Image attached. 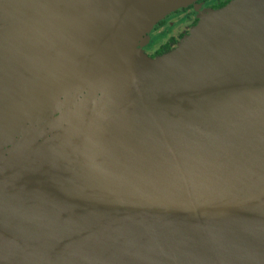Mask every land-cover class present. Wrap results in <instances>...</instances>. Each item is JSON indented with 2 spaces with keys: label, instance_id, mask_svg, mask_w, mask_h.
Instances as JSON below:
<instances>
[{
  "label": "water",
  "instance_id": "obj_1",
  "mask_svg": "<svg viewBox=\"0 0 264 264\" xmlns=\"http://www.w3.org/2000/svg\"><path fill=\"white\" fill-rule=\"evenodd\" d=\"M191 1L0 0V142L80 82L106 76L112 97L0 165L16 178L41 161L0 184V264H264V0L142 56Z\"/></svg>",
  "mask_w": 264,
  "mask_h": 264
},
{
  "label": "rangeland",
  "instance_id": "obj_2",
  "mask_svg": "<svg viewBox=\"0 0 264 264\" xmlns=\"http://www.w3.org/2000/svg\"><path fill=\"white\" fill-rule=\"evenodd\" d=\"M213 0H193L169 13L155 22L138 40L136 49L144 57H150L153 51L163 42L167 41L171 36L176 38V43L173 45V49L176 48L183 40H185L191 32L194 30L202 18L208 15L213 8L209 5ZM231 1V0H230ZM229 1V2H230ZM108 77L96 76L94 81L89 87L83 89L82 94H77L78 89L81 87L82 82L78 83V86L73 87L67 93L66 98L56 106L53 111L58 114L59 110L64 108L67 103L74 99L72 105L68 108L65 115L60 118L58 122H49L42 128H38L43 125L52 117L51 111L49 114L41 116L36 121H31L26 124L20 132L9 137L5 141L0 142V165L4 166L9 159L13 162L16 157H23V152L33 145H43L47 142L48 138H51V134L54 128H61L65 125V122L71 118L74 112L84 109L85 106L90 104H97L101 100H112L111 96H104L102 91L108 84ZM78 96H77V95ZM74 105H77L71 111H69ZM69 111V112H68ZM68 112V113H67ZM32 131V132H31ZM48 144L42 148H46ZM41 159V157H40ZM4 164V165H3ZM41 166L40 160L30 161L28 167H21L19 175L16 178H9L6 175H2L0 178L1 185H13L21 183L28 178L27 171L30 168H38Z\"/></svg>",
  "mask_w": 264,
  "mask_h": 264
},
{
  "label": "flooded vegetation",
  "instance_id": "obj_3",
  "mask_svg": "<svg viewBox=\"0 0 264 264\" xmlns=\"http://www.w3.org/2000/svg\"><path fill=\"white\" fill-rule=\"evenodd\" d=\"M230 0H213V1H211V3H210V7L211 8H220V7H222V6H224L225 4H227L228 2H229ZM176 38L175 37H173V36H171L167 41H165V42H163V43H161L154 51H153V53L150 55V56H156V55H160V54H162V53H164V52H167V51H169L170 49H172L173 48V45L176 43ZM165 44H167L168 45V48H166V49H164V50H162V51H160V52H157L161 47H164V45Z\"/></svg>",
  "mask_w": 264,
  "mask_h": 264
},
{
  "label": "trees",
  "instance_id": "obj_4",
  "mask_svg": "<svg viewBox=\"0 0 264 264\" xmlns=\"http://www.w3.org/2000/svg\"><path fill=\"white\" fill-rule=\"evenodd\" d=\"M166 48H168V45L167 44H165L164 47H161L157 52H160V51H162V50H164Z\"/></svg>",
  "mask_w": 264,
  "mask_h": 264
}]
</instances>
